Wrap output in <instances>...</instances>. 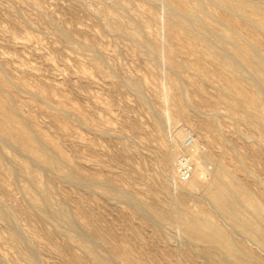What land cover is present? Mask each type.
<instances>
[{
	"label": "rangeland",
	"instance_id": "rangeland-1",
	"mask_svg": "<svg viewBox=\"0 0 264 264\" xmlns=\"http://www.w3.org/2000/svg\"><path fill=\"white\" fill-rule=\"evenodd\" d=\"M10 1H0V62L3 64V70L7 73H5L7 79H12V81L8 80L9 86L16 89L14 91V102L17 96L18 99H16L15 104L19 108L20 118L31 120L33 129L58 141L81 171L99 173L103 178L108 179L109 185L121 186L132 192L137 201L116 196L107 191L106 186L99 187L98 183L96 185V183H90L84 179L69 178L65 173H60L53 168L40 166L32 155L26 152L23 154L22 149L18 150L17 147L12 146L13 144L0 135V149L6 153V156L10 158L12 155L26 160L34 164L44 178L51 177L53 180L51 187L55 201L62 203L72 214L87 211L91 215L89 222L92 227L107 241L127 250L134 259L140 258L139 260L145 264H215L208 260L209 254L215 251L221 258L224 255L229 256L227 263L233 261V257L228 255L224 248L217 247V245L208 247L201 242H198L201 245L197 242L193 245L190 236L182 227L160 222L157 217L152 216V213L140 208V203L149 205L157 203L162 207L169 206L173 201L172 198L176 199L181 192L178 181L174 182L173 179L182 177L183 163L189 161L190 155L184 147L193 144L194 140H197L198 144H202H199L200 147L206 152L212 150L214 153L220 154L226 147L223 143L224 138L228 139L230 143L234 141L232 144L236 145L242 154L253 150L258 153L257 159L247 161L249 168L258 173L257 176L250 177L242 171H239V175L247 182L253 193L264 200V189L261 187L264 184V138L258 133L259 130L257 132L255 126L233 118V113L226 103H222L218 108L220 113L219 125L222 130L219 137L213 136L210 126L208 130L200 132L189 121L172 117L174 111L172 104L170 102L165 103L161 99V96L169 91L168 76L170 68H167L170 66L169 59L161 57L154 67L138 54L137 48L130 40L115 36L114 32L112 33L106 25V27L104 26L108 19L106 11L109 8H115L126 20L132 19L137 12L140 13L141 10L144 12V10L147 11L150 8L148 5L140 3L139 0H130L129 3H126L127 5H120L121 9L117 8L120 6H116L118 0H92L93 2L82 0L84 1V3L81 2L83 6L77 0ZM20 1L21 6H19ZM31 1L33 4H31ZM163 2L167 4L166 0H160L157 3L158 8H155L158 15L156 20L152 17V14H145L152 19H150L151 29L164 37L167 32L170 12L166 10L168 5L163 6L165 5ZM16 3H18V6ZM85 3H88L86 6L88 9L90 8L89 10H87ZM139 3L143 5L142 9L139 8ZM112 5L116 7H112ZM14 7H17V9L19 7L18 11ZM131 7L132 9H129ZM122 9L127 10L123 12ZM162 10L164 14L161 12ZM128 12L132 15H129ZM98 15L101 18L106 15L104 17L107 19L103 18V21L106 20L105 23L101 21L102 19ZM154 23L156 27H154ZM56 25L68 28L76 42H66L63 37L58 36L59 33H55ZM249 33L251 35L255 34L253 29ZM255 36L264 47L262 36L259 33ZM227 39L223 38L214 47L216 53L220 54L219 56L221 54L229 55L230 53L227 51L233 52L234 46L230 42L233 40L227 41ZM173 42L177 44L176 41ZM87 43H89L88 45L91 43L90 48L93 44L94 47L90 49L84 46ZM186 43L190 44L192 41L188 40ZM232 54L227 59L229 62L233 63L238 58L240 59L238 55L234 54L235 56H233ZM263 55L264 51L261 53V58H264ZM96 56L100 59L99 64L94 63ZM210 58L213 57L210 56ZM209 61H206V65L210 71L211 80L202 81L195 74L194 69L186 71L181 76L188 89L187 96H190L194 102L202 104L203 94L209 98L208 102L204 101L206 105H201L203 112L208 111L206 107L208 103L216 101L218 96L221 95V90L218 87L221 78L213 74L214 64L211 60ZM263 62L262 65L264 66ZM241 70H244L243 74L248 73V69L246 70L244 67ZM228 74L235 79L237 76L240 77V72ZM130 77L139 79L142 82L143 100L139 98L134 88L125 84ZM13 80H20L25 86L18 85L17 87L12 83ZM249 81V79L243 81V86L247 91L254 92L256 88ZM197 84L202 87L203 94L193 91ZM26 87L28 88L27 91ZM29 88L44 90L50 95V99L43 100L40 97H33L30 92L32 90H29ZM17 91L19 96L16 94ZM262 95L264 93L260 94L264 102V96ZM65 98L70 100L71 104H76L75 106L78 107L79 111L83 109L86 112L79 114L77 111H68L67 114L71 116L67 115L66 129L53 116V112L57 111V107H53L56 101H66ZM47 102L52 106H48ZM70 102L66 101L68 104ZM166 113L167 115L170 114L171 120ZM87 119L90 120L89 123ZM158 121H163L161 126L158 125ZM94 128H97V131ZM180 135L183 137L177 138ZM14 148H17L18 152ZM168 149L175 152L174 174H172L174 178L170 176L164 181L167 174L164 152ZM228 151L225 161L233 167L232 151ZM7 159L6 163L12 168L15 167L13 169L16 173L10 175L0 167V203L5 201L6 204L11 205L14 225L16 226L18 223L15 228L23 236V244L29 242L28 245L36 246L33 249L35 255L38 254V257L36 255L37 259L42 261L39 264H71L69 258L59 256L55 248V245L67 240L66 233L69 232L67 226L63 222H58L50 217H46L47 220H33L24 216L23 211L25 210L34 212L30 201L28 202L29 199L27 200V197L22 195L23 193H21L22 191L18 185V180L19 183L25 182L26 177L18 164L12 162L11 159ZM208 163V165L206 164V166H209L207 167L206 177H210V173L215 169V163ZM6 184L12 191L4 188ZM186 197V203L192 208L198 201L205 200L203 199L205 195L201 191L193 192V194L188 193ZM207 206L210 207L208 203ZM143 212H145V215ZM213 215L214 219L221 225L223 224V227L225 226L229 233L233 231L231 235L241 246L243 245L242 247L246 248V250L244 248L245 252L250 251L264 261V248L252 242L246 233L239 232L224 216L217 215V213H213ZM150 218H153L155 222H152ZM77 222L78 228L81 230V221L77 220ZM9 225L10 223L0 215V264H32L21 255V247L12 241L10 237L12 226ZM31 225L38 228V240L41 242H34V246L31 244V235L26 231ZM57 225L62 235L57 234L51 238L48 232H53ZM173 227L174 229H172ZM102 244L98 246V250L103 255L110 256L108 244L105 242ZM70 249L79 256L88 258L77 242H70ZM239 254L243 255V252ZM226 257L222 258V264H225L224 259L227 260ZM113 262L115 264H130L127 261L115 260ZM233 264L235 263L233 262Z\"/></svg>",
	"mask_w": 264,
	"mask_h": 264
},
{
	"label": "bare ground",
	"instance_id": "bare-ground-1",
	"mask_svg": "<svg viewBox=\"0 0 264 264\" xmlns=\"http://www.w3.org/2000/svg\"><path fill=\"white\" fill-rule=\"evenodd\" d=\"M79 1L80 4L81 2L84 3L82 0H77V2ZM129 1L130 0H118L116 2V6L124 5L129 3ZM158 1L160 2V0H139L140 3L142 2L143 5H148L150 8L147 9V11L144 10V12L142 10L139 11L140 13L137 12L134 14L132 19L129 17L130 20L123 18V15L121 16L118 11L115 10V8H109V6H111L109 5V9L106 11L107 16L104 15L108 19L104 16L103 18L107 19V22L104 24V26L106 25L108 30L110 29L112 33L114 32L115 36L125 37L126 39L130 40L137 48L138 54L141 55V57H143L146 62H149V64H152L155 67L161 57H167L169 59L170 66L167 67L170 68V73L168 76L169 91L163 94L161 99L165 103L170 102L172 104L174 109L172 117L189 121L200 132L203 130H208V127L210 126L213 136L219 137V135L222 134V130L219 125L220 113L218 108L222 103H226L227 107L230 108L233 113V118H236L238 121H242L246 124L255 126L257 128V132L259 130L258 133L264 138V102L260 96L261 93H264V66L262 65L264 58H261V53L264 51V47L255 36L259 33L264 41V0H166L167 4L163 2V4H165L163 6L166 7V5H168L166 10L170 12V16L167 22V32L164 37L160 36L158 33H155L151 29L150 24L152 19L148 18L150 16L145 14H152V17H154L156 20L158 15L155 11V8L157 7ZM91 2L93 1L91 0ZM17 4L18 3H16V5ZM19 4V6H21V1ZM31 4H33V2ZM34 5L36 6V4ZM81 5L83 6V4ZM86 5H88V3H85V6ZM143 5L140 4L139 8L142 9ZM113 6L115 5H112V7ZM10 7L12 8V6ZM132 7L129 9H132ZM14 8L17 9V7ZM117 8L121 9V6ZM15 9L13 10L15 11ZM89 9L87 8V10ZM126 10L127 9H125L123 12ZM163 10L161 12L164 14ZM130 12H128V14ZM44 13L46 14L47 12ZM129 15H132V13ZM99 16L100 15H98V17ZM103 18H101V21H103ZM105 21L103 22L105 23ZM154 27H156L155 23ZM1 29L3 30L2 27ZM251 29H253V32H255L254 35L249 33ZM55 33H59V35H57L63 37L66 42L72 43L75 41L71 31L66 27L56 25ZM223 38H229L227 41L230 39L233 40L230 41L234 46L232 52L233 54L231 51L227 52L233 56L238 55L240 57V59L238 58V60H240L239 62H236L238 60H235L233 63L229 62L227 59L230 54H221V57L219 56V53H216L214 47H216L217 42L222 41ZM188 40H191L192 43H186ZM173 41H176L177 44H175ZM88 44L89 43L85 44L84 46L90 48L91 43L90 45ZM92 47H94V44ZM98 56H96V59L94 60V63L96 64L100 63V59L97 58ZM210 56L213 58H210ZM209 60H211L214 64L215 69H213V74L221 78V81L218 85L219 89L221 90V95L218 96L216 101L208 103V106H206L208 111L203 112L201 105H206L204 101L208 102L209 98L203 94L202 87L197 84L193 91L202 93L204 100L202 104L194 102L190 96H187L188 89L185 86L181 76L186 71L194 69L195 74L202 81L211 80V74L206 65V61ZM1 63L2 62H0V64ZM2 65L3 64L0 66V135L5 137L11 144H13L12 146L17 147L18 150L22 149L23 154L26 152L32 155L40 164V166L50 167L51 169L53 168L60 173H65L69 178H76L77 180L84 179L90 183H96V185L98 183L100 185L99 187L106 186V190L116 196L137 201L135 198L136 196L134 197L132 192L121 186L109 185L108 179L103 178L99 173L81 171L79 167L76 166L75 163L70 159L58 141L52 139L45 133L33 129L31 127V120L20 118L19 108L15 104L16 99H18L17 96V98L15 97L14 102V91H16V89H13L11 86H9L8 80L12 81V79H7V73L5 70H3L4 67H2ZM242 67L246 68V70L248 69V73L243 74L242 72L244 70H241ZM236 72H240V77L237 76L236 79L228 74H234ZM248 79L250 80L249 83L256 88L254 92L247 91L243 86V81H247ZM14 81L16 80H13L12 83L15 86L17 85V87L18 85H24L20 80L16 82ZM164 81H166V79H164ZM125 84L134 88L137 91L139 98L143 100L144 95L142 92L144 91L141 92L142 82L139 79L130 77ZM27 90L28 88L26 91ZM29 90L32 89L29 88ZM30 92L33 97H40L43 100L50 99V95L44 90L34 89ZM16 94L18 95V91ZM65 100L70 102V100H67L66 98ZM66 101L57 100V105L55 103L56 106H53L55 108L57 107V111L53 112V116L61 122V125L64 127V129H66V122H68L66 121L67 115H69L67 114L68 111H77L79 114H82L81 112H85L81 108L80 109L82 111H79L78 107L75 106L76 104H71V102L68 104ZM47 104L49 103L47 102ZM44 105L46 104L44 103ZM48 106L52 105L49 104ZM167 116H169L170 119V114ZM157 120H159V118H157ZM89 121L90 120L87 119L88 123ZM162 122L163 121H158V125L161 126ZM92 125L94 124L92 123ZM94 129L97 131V128ZM179 137L182 138L183 136L180 135L177 138ZM233 142L234 141H232V143ZM223 143L226 147L225 150L220 154H216V152L214 153L212 150L206 152L202 147H200L202 144L199 143V145L197 140H194L193 144L184 147L185 151L190 155V163L194 165L192 166L190 176L187 178L181 176L179 178H174V175L172 174H174L173 162L175 152L172 149L166 150L164 152V160L167 165V174L164 181H166L168 177L173 176L174 182L178 181L181 192L179 196L176 197V199L172 198V203L167 207H162L157 203L149 205L139 202L141 205L140 208H144L148 212L152 213V216L154 218L157 217L160 222H165L172 226L175 225L182 227L183 230L190 236L193 245L195 242H201L208 247L211 245H217V247L224 248V251L233 257V261H229V263H227L229 256L226 257L224 255L222 258H227V260L224 259V261H226L225 264H233V262L235 264H264V261L257 257L256 254L250 251H248V253L244 251L245 247H242L243 245L241 246L233 237V235H231L233 232L232 230H230L232 232L229 233L226 230V227H223V224L221 225L214 219L213 213L224 216L236 229H238L239 232L246 233L252 242L264 248V200L256 196L247 182H245V180L239 175V171H242L247 173L250 177L257 176L258 173L249 168L247 161L257 159L258 153L253 150L249 151L248 153H243L245 154L243 155L237 149L236 145L228 142V139L224 138ZM17 148L14 149L16 150ZM18 150L16 151L18 152ZM228 150L232 151L231 157L234 161L233 167L230 166L227 161H225L229 152ZM19 152L22 154L21 151ZM6 157V153L0 149V167L4 172L13 175L16 173V171L13 169L15 167L12 168L6 163V159L8 158ZM9 159L20 166L23 175L26 177L25 182L19 183L18 180V185L22 191L21 193H23L22 195H25L27 200L29 199L28 202L30 201L34 212L25 210L23 211L24 216L33 220H40L50 217L58 222H63L67 226L69 231L66 233L67 240L59 245H55L57 254L59 256L68 257L71 264H115L113 262L115 260L127 261L130 264H145L143 261L139 260L140 258H132L127 250L107 241L104 236H102L94 227H92L89 222L91 220V215L87 211L78 210V213L72 214V212L70 213L62 203L55 201L51 187V182L53 181L51 177L44 178L40 170L36 169L34 164H31L26 160L19 159L18 157L12 155L7 160ZM208 162L215 163V169L212 173H210V177H206V173H208L207 167H209L206 166V164ZM17 172L19 173V171ZM17 178L18 177L16 176V179ZM258 178L260 179V177ZM261 187L264 189V184H262ZM4 188L7 190L10 189L7 184ZM196 191L203 192L205 195L203 199L205 200L198 201L192 208L186 203V196L188 193L193 194V192ZM207 203L210 205V207L207 206ZM8 204H6L5 201L0 203V215L4 220L10 223L9 226H12L10 230V237L12 241L21 247V255L24 258L28 259L32 264H39L41 260L37 259L38 254L36 253V257L35 251L33 249L36 246L32 247L30 244L28 245L29 242H25L26 244H23L24 238L19 233L20 231L18 232V230L15 228L17 227L18 223L16 226L14 225L13 212L10 208L11 205L9 206ZM143 213L145 215V212ZM139 216L141 215L139 214ZM150 219L152 222H155L153 221V218ZM77 220L81 221V230L78 228L79 225ZM158 220L156 219V221ZM162 224L165 225L164 223ZM19 226L21 225L19 224ZM25 229L22 230L24 231ZM172 229H174V227ZM26 231L31 235V244L34 242L41 243L38 240V228L31 225ZM48 233L51 238L57 234L62 235L58 225L53 232ZM247 235L244 234V236ZM185 237L187 236L185 235ZM72 241L77 242L82 247V251H85V254L88 256V258H83L74 251H71L72 248L70 249V242ZM104 242L108 244L110 256L103 255L98 250V246ZM240 252H243V255L239 254ZM197 253L199 252L197 251ZM222 258L214 251L209 254V259H207L210 262H214L215 264H222Z\"/></svg>",
	"mask_w": 264,
	"mask_h": 264
},
{
	"label": "built area",
	"instance_id": "built-area-1",
	"mask_svg": "<svg viewBox=\"0 0 264 264\" xmlns=\"http://www.w3.org/2000/svg\"><path fill=\"white\" fill-rule=\"evenodd\" d=\"M192 165L189 161L183 163V170H181L182 177H189L191 174Z\"/></svg>",
	"mask_w": 264,
	"mask_h": 264
}]
</instances>
